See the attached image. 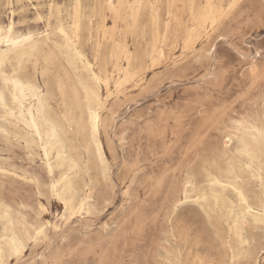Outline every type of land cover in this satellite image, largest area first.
Segmentation results:
<instances>
[{"label":"rangeland","instance_id":"1","mask_svg":"<svg viewBox=\"0 0 264 264\" xmlns=\"http://www.w3.org/2000/svg\"><path fill=\"white\" fill-rule=\"evenodd\" d=\"M75 1L0 0V23L42 35L71 24ZM115 1L113 12L80 0L79 46L112 78L101 88L108 169L84 154L92 208L61 218L41 151L0 133V201L29 227L49 222L8 264H264V223L248 217L241 242L221 212L177 201L186 178L226 152L236 121L264 123V0H214L216 24L190 39L205 0ZM58 69L72 73L63 60ZM242 187L264 212V173Z\"/></svg>","mask_w":264,"mask_h":264},{"label":"bare ground","instance_id":"2","mask_svg":"<svg viewBox=\"0 0 264 264\" xmlns=\"http://www.w3.org/2000/svg\"><path fill=\"white\" fill-rule=\"evenodd\" d=\"M105 3L110 11H116L115 0ZM47 11L59 14L62 10L50 1ZM217 13L214 0H205L195 18L197 32L190 30L187 38L213 27ZM80 25V0L73 5L69 26L59 22L42 35L18 32L12 20L0 23V133L18 137L26 147L41 151L50 176L49 190L63 206L61 218L92 208L91 196L85 194L84 154L92 148L104 171L108 169L100 139L104 127L101 88L112 78L81 50ZM159 55H164L163 49ZM61 60L72 73L58 69ZM126 80L125 76L115 85ZM222 138L221 145L229 153L202 166L200 180L187 177L177 201L182 203L193 195L208 215L221 212L230 219L233 235L243 242L242 225L248 217L264 223V212L249 202L242 187L244 180L264 173V123L236 121ZM228 190L236 201L226 196ZM1 224L0 264H8L10 256L23 251L26 241L45 235L49 222L29 227L0 201Z\"/></svg>","mask_w":264,"mask_h":264}]
</instances>
